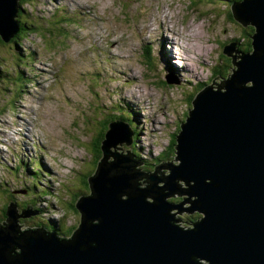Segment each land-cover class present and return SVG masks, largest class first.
<instances>
[{"label":"rangeland","instance_id":"rangeland-1","mask_svg":"<svg viewBox=\"0 0 264 264\" xmlns=\"http://www.w3.org/2000/svg\"><path fill=\"white\" fill-rule=\"evenodd\" d=\"M69 1L25 0L19 20L31 33L12 51L0 45L7 68L1 77L8 79L0 81V141L7 143L6 151H0V216L5 206L16 208L26 216L14 223L17 229L35 228V236L52 231L41 220L63 226L64 236L79 225L75 204L90 194L85 183L97 167L91 146L108 129L105 122L133 121L134 146L148 164H138L141 171L177 164L174 141L192 101L208 85L233 74L236 67L225 52L235 55L228 47L235 48V42L243 47V33L253 34L252 26L226 18L232 0ZM170 39H177L174 48L168 46ZM149 48L152 54L146 53ZM160 49L171 54L166 53L168 68ZM223 68L226 76L212 77ZM15 114V127L4 128L5 115ZM168 150L171 156L162 157ZM159 171L157 176L170 173L165 167ZM178 197L170 199L177 203L173 199ZM195 215L182 212L178 224L191 227L188 219Z\"/></svg>","mask_w":264,"mask_h":264},{"label":"water","instance_id":"water-1","mask_svg":"<svg viewBox=\"0 0 264 264\" xmlns=\"http://www.w3.org/2000/svg\"><path fill=\"white\" fill-rule=\"evenodd\" d=\"M19 11L20 0H0L4 43L20 30ZM231 11L253 27L251 50L227 46L236 68L192 101L176 135L177 164L141 171L130 154L133 131L112 122L90 194L75 204V238L19 231L14 223L26 216L7 206L0 264H264V0ZM162 167L170 173L157 176ZM176 194L182 201L173 203ZM182 212L200 217L183 228Z\"/></svg>","mask_w":264,"mask_h":264},{"label":"trees","instance_id":"trees-1","mask_svg":"<svg viewBox=\"0 0 264 264\" xmlns=\"http://www.w3.org/2000/svg\"><path fill=\"white\" fill-rule=\"evenodd\" d=\"M25 0H21V2H20V11L18 12V21H19V24H20V30L18 31V33L8 42V43H4L1 39H0V45H7V47H9V51H12V48H13V45H18L19 46V43L18 42H20V39H23L24 38V34L26 33V34H30L31 33V29L29 30L28 29V27H27V24L25 23V22H22V21H20L19 20V17H20V15H22V13H24V10L21 8V4L24 2ZM197 2H195V3H200V4H203V3H208V2H202L201 0H196ZM213 1V0H212ZM236 1H238V0H232V2H233V4L234 3H236ZM242 1V0H241ZM222 1H220V3L217 1L216 2V5H218V6H221V5H223V3H221ZM231 2V3H232ZM217 3H219V4H217ZM227 9V13H226V18L227 19H229V20H231V21H233L234 23L236 22V20L234 19V17H233V15H232V11H231V9H230V7H226ZM28 30V31H27ZM251 32H252V30H250ZM244 35H243V37L242 38H245L246 37V43H245V45L243 46V47H239V46H237V43L235 42V48H236V50L239 52V53H244V52H249L250 50H251V39H250V34H249V32H247V33H243ZM15 53V52H14ZM146 53L147 54H152V48H149V49H147V51H146ZM11 55H13V52H11ZM4 62H5V60L3 59V56H1L0 57V68H1V71H0V81L1 82H3V83H5L6 81H5V79L6 80H8L7 78H5V77H1L2 75H3V73H4V69H7L6 67H5V64H4ZM229 64H230V62H229ZM228 64V65H229ZM225 68V67H224ZM224 68L223 69H217V71H215V73H214V75L212 76L213 78H215L216 76H218L220 73L223 75V74H225V76H226V69L224 70ZM211 79V78H210ZM209 79V80H210ZM224 80V79H223ZM164 81V80H163ZM165 82V81H164ZM208 81H206V82H204L203 84H199V85H201L199 88L201 89V88H204L205 87V85H206V83H207ZM209 86V85H208ZM197 89V88H196ZM195 89V90H196ZM14 101H16L15 100V98H14ZM115 111V110H114ZM115 115H116V111H115ZM109 116H113V115H109ZM109 116H107V117H109ZM130 118V117H129ZM128 118V120H126L125 121V119H122V118H119V119H116V120H121V121H123V122H125L126 124H128V126L130 127V129L132 130V131H134L135 130V128L133 127L134 126V123H133V121L131 120V119H129ZM113 120V119H112ZM116 120H114V121H116ZM114 121H108V122H105V125H110L112 122H114ZM133 124V125H132ZM107 130H103V132L101 133V137H99L97 140H93V145L91 146V148H92V154H93V158L95 159L96 158V155H97V163H98V161H99V159L101 158V156H102V153H101V148H100V145H101V142H102V140L104 139V134H105V132H106ZM136 130H135V132H134V134H133V136H134V140L135 139H137V137H136ZM176 141V140H175ZM174 141V142H175ZM174 142L172 143V145H170V147L171 146H173L174 145ZM134 144H135V141H134V143H133V145H132V147H131V150L132 151H130V154L132 155V158L135 160V161H140V162H142V161H144L145 162V165H148L147 163H146V161H145V159L144 158H142V156H139L138 155V153H136V147L134 146ZM169 147V148H170ZM143 148V147H142ZM138 151H141V150H139V149H137ZM167 156H171V153H169V150L165 153V155H163L162 157H167ZM159 162V161H158ZM161 162V161H160ZM157 166H155L154 165V168H156ZM143 172H145V171H143ZM14 173H16V172H14ZM85 183V182H84ZM86 185H87V187H88V184L87 183H85ZM2 188L3 187H6V185H2L1 186ZM7 188V187H6ZM6 188H3V191L4 192H7L6 191ZM79 191V190H78ZM8 195L10 194V192L8 191V193H7ZM182 198V196L181 197H178V198H175V199H173V201H179L180 199ZM6 208H7V206H5ZM6 208H4L3 210H1V212L3 211V214L0 216V225H2L3 224V222H5V221H3V220H6V216H5V210H6ZM76 209V208H75ZM200 217V215H195V217L194 218H191L190 217V219H188V224H192V222H191V220H196L197 218H199ZM43 223L42 224H44V222H45V224H44V226L45 227H47V226H50V227H52V231L51 232H49L50 234H54V235H57V237H58V235H61V236H63V239H68V238H70V237H72V235L74 234V231L75 230H73V229H71V230H69L68 229V233L67 234H69V235H63L64 234V227L62 226L61 227V225H58V224H52V222H47V221H44V220H41ZM57 227V228H56ZM78 227V226H77ZM77 227L76 226H71V227H69V228H74V229H77ZM35 228H33V229H27V230H24V231H30V230H34ZM48 232V231H47Z\"/></svg>","mask_w":264,"mask_h":264},{"label":"bare ground","instance_id":"bare-ground-1","mask_svg":"<svg viewBox=\"0 0 264 264\" xmlns=\"http://www.w3.org/2000/svg\"><path fill=\"white\" fill-rule=\"evenodd\" d=\"M164 29V33H167V32H169L170 34H173V32L172 31H166L165 30V28H163ZM168 33V34H169ZM164 38V37H163ZM171 40V39H170ZM171 41H173V40H171ZM234 44V43H233ZM159 45H160V47H162V45L159 43ZM234 46V45H233ZM165 48V47H164ZM193 48H197V46L196 45H193ZM166 53H168L169 54V52L167 51V50H164V51H162L161 49H160V57H161V55L163 56V57H161L162 59H163V61H164V63L166 64V62L168 61V59H167V57H166ZM167 54V55H168ZM165 57V58H164ZM116 60V59H115ZM167 60V61H166ZM116 62H117V60H116ZM177 62V61H176ZM178 63V62H177ZM164 71V70H163ZM191 72H192V70H191ZM193 73V72H192ZM194 74V73H193ZM171 75H173V76H176L175 74H173V73H171ZM195 76H196V74H195ZM119 79V78H118ZM132 82H133V80H132ZM142 93V92H141ZM144 94V93H143ZM120 95V94H119ZM142 95V94H141ZM141 95L139 94V96H138V103H140V97H141ZM121 96V95H120ZM119 96V97H120ZM149 97V95L147 94V95H145V98H148ZM129 99H130V97H128ZM40 99V98H39ZM129 102H131L130 100H129ZM139 113H141L140 111H138ZM138 121V120H137ZM154 122H156V120L154 119L153 120ZM139 122H141V121H138L137 123H138V126H139ZM131 127V126H130ZM21 132V131H20ZM24 135V134H23ZM153 135V134H152ZM21 137V136H20ZM139 141V140H138ZM135 146L137 145V143H135L134 144ZM49 235H52V234H49ZM57 236V235H56Z\"/></svg>","mask_w":264,"mask_h":264},{"label":"clouds","instance_id":"clouds-1","mask_svg":"<svg viewBox=\"0 0 264 264\" xmlns=\"http://www.w3.org/2000/svg\"><path fill=\"white\" fill-rule=\"evenodd\" d=\"M20 2H21V0H20ZM175 46V45H174ZM179 57V56H178ZM226 79V78H225ZM43 232H46V233H49V232H47V231H45V230H43ZM57 237V236H56ZM58 239L59 240H64L63 239V236L62 237H60L59 235H58ZM65 240H69V238L68 239H65Z\"/></svg>","mask_w":264,"mask_h":264},{"label":"flooded vegetation","instance_id":"flooded-vegetation-1","mask_svg":"<svg viewBox=\"0 0 264 264\" xmlns=\"http://www.w3.org/2000/svg\"><path fill=\"white\" fill-rule=\"evenodd\" d=\"M16 101H17V98H16ZM198 219H199V218H198ZM193 221H194V220H193ZM195 221H197V220H195ZM195 221H194V222H195ZM182 227H183V228H187V226H183V225H182Z\"/></svg>","mask_w":264,"mask_h":264}]
</instances>
